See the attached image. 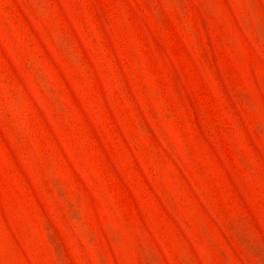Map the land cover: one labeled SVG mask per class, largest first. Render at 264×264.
Wrapping results in <instances>:
<instances>
[{
  "label": "rangeland",
  "instance_id": "1",
  "mask_svg": "<svg viewBox=\"0 0 264 264\" xmlns=\"http://www.w3.org/2000/svg\"><path fill=\"white\" fill-rule=\"evenodd\" d=\"M0 264H264V0H0Z\"/></svg>",
  "mask_w": 264,
  "mask_h": 264
}]
</instances>
